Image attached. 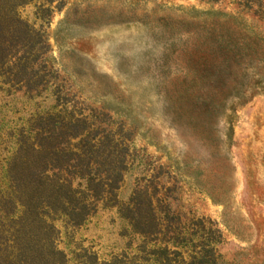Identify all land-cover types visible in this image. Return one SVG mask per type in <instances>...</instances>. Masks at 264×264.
<instances>
[{
    "label": "rangeland",
    "instance_id": "374dc122",
    "mask_svg": "<svg viewBox=\"0 0 264 264\" xmlns=\"http://www.w3.org/2000/svg\"><path fill=\"white\" fill-rule=\"evenodd\" d=\"M239 2L18 7L33 40L0 66L1 264H161L163 247L189 258L191 243L164 239L202 217L222 238L215 264H264V5ZM43 161L87 198L84 218L47 206ZM123 203L141 205L146 235Z\"/></svg>",
    "mask_w": 264,
    "mask_h": 264
},
{
    "label": "trees",
    "instance_id": "16d2710c",
    "mask_svg": "<svg viewBox=\"0 0 264 264\" xmlns=\"http://www.w3.org/2000/svg\"><path fill=\"white\" fill-rule=\"evenodd\" d=\"M26 0H0V66L6 62L9 63L13 56L14 51H18L21 47L25 48L28 44V39L33 40V32L28 28V24L23 21L18 14V7L22 5ZM245 4L247 7H251L257 3L260 7L264 5L263 0H244L239 2ZM229 18H235L234 15L225 14ZM15 49V50H14ZM219 52H224L222 47H219ZM231 52V48L229 49ZM202 93L198 96L200 98L199 107L202 113L213 112L216 107L213 105L212 97H202ZM75 135H71L73 138ZM44 164V165H43ZM41 165V171L39 172L40 178L39 183H42L46 187H50V192L46 193L47 206L54 210H59L69 214L76 220L84 218V212L87 211L88 203L87 198L80 202V198L77 197L79 190L74 188L72 182L68 179L54 178L49 175L48 165L43 161ZM78 177L87 180L88 185L92 180L91 175L87 177L78 174ZM45 180V182H43ZM53 192H61L62 196L54 197ZM91 196V195H90ZM141 196V192H140ZM87 197V196H86ZM93 197V195L91 196ZM120 212L132 222L134 228L140 233L146 235L148 233L147 224L150 223V219L144 216L141 211V205L139 203H133L132 205H125L124 203L118 205ZM127 212L131 213V216H127ZM151 220L155 225L156 234L161 231L159 219L155 215L151 214ZM81 218V219H80ZM214 221L206 219L204 217L196 220L199 226V230L188 231L183 228L176 229L173 233L165 237L166 243H172L175 246L182 245L187 247L190 243L192 244L191 252L188 253V257H184V254L180 250H171L169 247H163L155 250L158 257V261L161 264H215L217 260L216 248L213 243H220L222 241L221 235L218 229H213L212 225ZM189 229V228H188ZM197 238L198 242H194V238ZM174 254V255H172ZM1 264V263H0Z\"/></svg>",
    "mask_w": 264,
    "mask_h": 264
}]
</instances>
